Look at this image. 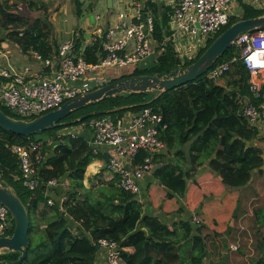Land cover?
<instances>
[{"label": "trees", "instance_id": "1", "mask_svg": "<svg viewBox=\"0 0 264 264\" xmlns=\"http://www.w3.org/2000/svg\"><path fill=\"white\" fill-rule=\"evenodd\" d=\"M28 5L31 9L34 7L33 3ZM14 9L11 0H0V45L5 39H9L18 44L24 52L35 50L48 56L53 47L50 44L52 24L47 15L45 18L29 20L14 12ZM152 11L155 14L154 38L157 41V50H163L162 53L154 58L153 63L137 67L131 74L123 75L109 83L132 76L159 74L162 77L181 66L172 43L165 42L169 35L157 17V9L154 7ZM77 14H80L79 8ZM263 15L264 11L243 7L242 18H232L217 37L240 20ZM80 40H77L78 49ZM206 50H203L196 60L184 64V67L197 61ZM105 56L100 42L85 49V59L91 64L98 63ZM237 56V49L233 46L215 66L228 63ZM227 75L233 77L228 83V88L216 84L204 75L193 83L169 92L123 94L91 104L74 112L63 122L72 123L96 111L119 110L111 115H122L127 111L138 112L148 107L155 111L160 109L165 114V128L160 130V139L166 143L168 153H172L174 161H168L167 156L162 154L153 156V162L162 165L154 177L168 191V198H183L186 195L188 180L192 179L205 163L222 178L226 187L232 190L242 189L250 184L255 173H264V147L260 148L261 153L255 145L256 140L264 143V139L260 138V132L250 127L248 121L240 114L241 99L249 94L247 70L241 62H236L231 65L225 76ZM262 92L261 101H264V85ZM0 109L11 116L1 106ZM93 118L95 117L78 124L89 122ZM62 128L64 127L44 132L54 135L55 141L48 145L50 154L41 171L45 181L54 178L71 181L70 190L66 192L68 200L64 206L73 220L80 223L79 227H72L60 213L58 202L52 207L47 204L44 188L30 192L16 180L19 164L11 152V147L35 141L37 135L18 136L0 127L1 181L18 194L30 216L28 256L22 264H94L96 247L91 244L89 234L95 240L106 238L118 242L126 250L123 252L125 264H186L185 247L188 245L193 254L188 264H203L206 246L201 236L196 233L200 228H194L186 221L177 222L172 229L169 228L157 217L144 214L142 205L135 196L122 191L115 183L112 182L111 188L103 191L105 199L93 201L91 195L87 194V198L79 200L78 196L85 190L87 167L95 157L83 137L71 134L57 136L56 130L58 132ZM147 157L149 153L142 152L137 162H142ZM115 178L119 184L118 176ZM42 203L56 216L45 225L41 240L33 244V215ZM255 219L264 225V209L255 211ZM12 222L11 234L14 231V221ZM146 243L151 257L144 259ZM260 245H264V236ZM19 257L20 253L4 251L0 254V262H14Z\"/></svg>", "mask_w": 264, "mask_h": 264}, {"label": "built area", "instance_id": "2", "mask_svg": "<svg viewBox=\"0 0 264 264\" xmlns=\"http://www.w3.org/2000/svg\"><path fill=\"white\" fill-rule=\"evenodd\" d=\"M154 2L135 0L131 10L118 13L117 22L106 31L95 29L90 43L100 42L106 54L96 64L86 61V47H76L79 36L66 40L48 56L35 50L25 52L24 60L39 65L36 72L29 65L17 70L11 63L4 65L0 62V106L13 118L32 120L114 80L107 81V69L128 70L126 74H131L139 65L158 57L162 50H157L154 38V16L150 10L144 12L145 7ZM243 7L261 12L264 11V0L176 1L169 21L171 35L166 42L172 43L181 66L196 60L232 18H242ZM234 47L238 56L228 63L214 66L206 75L217 82L230 71L232 64H243L249 74V94L241 99L240 114L250 127L263 134L264 101L261 100L264 85V30L241 34ZM162 120L160 109L155 111L148 107L119 116L102 115L87 124L92 133L89 146L93 155L96 156L102 147L111 149V161L107 169L118 176L119 188L134 195L137 201L141 193L140 181L154 167L153 156L168 152L166 143L160 139V130L165 128ZM44 146V143L31 141L11 147L19 164L16 180L30 192L44 188L47 204L52 207L58 202L60 213L70 224L79 227L80 223L73 220L64 206L68 200L66 192L70 187L69 181L61 178L45 181L42 176L41 170L48 157ZM142 152H148L149 157L137 162ZM12 221L10 211L0 203V238L10 236ZM192 223L198 227L202 220L198 215H193ZM88 238L96 247L94 264H125L123 252L126 250L118 242L106 238L95 240L91 234ZM232 249L237 250L238 247L233 246Z\"/></svg>", "mask_w": 264, "mask_h": 264}, {"label": "crops", "instance_id": "3", "mask_svg": "<svg viewBox=\"0 0 264 264\" xmlns=\"http://www.w3.org/2000/svg\"><path fill=\"white\" fill-rule=\"evenodd\" d=\"M176 1L178 0H155L144 10V12L150 10L154 16L152 9L154 7L157 9V17L169 35L166 39L171 35L169 21ZM35 2L39 3L40 7L45 6L41 0H31L29 3H33V8L37 7ZM134 2L135 0H54V13L52 14L53 8L50 7L38 18H45L47 15L52 24L50 44L53 50L76 36L81 39L79 45L81 49L91 45L96 28L106 31L117 22L118 13L131 10ZM24 53L18 44L5 39L0 45V62L4 65L11 63L17 70L29 65L34 72L38 71L39 65L24 60ZM105 74L107 81L123 75L120 70L113 68L107 69ZM216 84L228 88V83L222 80L217 81ZM77 136L83 137L90 145L92 133L89 128L83 129ZM260 138L264 139V133ZM255 145L259 148L264 147L262 141L256 140ZM105 155L111 156L110 148H100L98 154L94 156L95 160L87 167L84 186L91 190L90 192L96 189L91 188L95 184L109 188L113 182L119 187L115 175L107 169ZM162 155L167 156L168 161H174L172 153L166 152ZM155 165L161 164L154 163ZM140 187L138 201L142 205L144 214L157 217L171 229L180 221L190 222L194 228L201 229L196 233L201 236L206 246L203 264H264V245H260L264 236V225L255 219V211L264 209V206L259 204L263 201L261 198L264 197V190L258 186L254 177L248 186L232 190L226 187L222 178L209 168L208 163H205L198 169L196 175L188 180L186 195L183 198H168V191L155 179L152 171L140 181ZM52 195L54 198V190ZM238 204L240 205L238 215L235 217ZM39 211L40 208L37 213ZM193 215H198L202 220V224L198 227L192 223ZM233 246H237L238 249L233 250ZM187 247H189L188 254L191 255L190 245Z\"/></svg>", "mask_w": 264, "mask_h": 264}, {"label": "water", "instance_id": "4", "mask_svg": "<svg viewBox=\"0 0 264 264\" xmlns=\"http://www.w3.org/2000/svg\"><path fill=\"white\" fill-rule=\"evenodd\" d=\"M145 19V14L142 15V20ZM264 28V15L243 19L234 23L231 27L220 34L200 58L189 65L173 70L167 75L160 77L155 75H142L122 78L113 83L106 84L92 90L86 94L80 95L64 103L59 109L51 111L40 117L32 120L16 119L0 109V127L7 132L18 136L30 137L33 135H41L44 132L54 130L60 127H68L70 124H78L91 117L102 115H111L119 110L113 111H96L88 115L82 116L74 120L72 123L63 122L68 116L78 110H82L91 104H97L106 99L115 98L123 94H140L150 92L165 93L174 90L178 87L185 86L195 82L203 77L212 69L218 60L234 46L236 39L244 33L259 31ZM162 124L165 123V114L162 111ZM262 153V149L259 148ZM106 164L111 160L110 155L104 156ZM264 158V155H263ZM161 165H155L152 170V175L161 168ZM0 203L8 208L14 220V231L9 237L0 238V254L4 251L20 253V257L14 262H0V264H22L27 256L29 249V231H30V216L28 209L22 199L8 184L1 181L0 177ZM235 211V217L238 215V209ZM145 258L151 257L148 249V243L145 244Z\"/></svg>", "mask_w": 264, "mask_h": 264}, {"label": "rangeland", "instance_id": "5", "mask_svg": "<svg viewBox=\"0 0 264 264\" xmlns=\"http://www.w3.org/2000/svg\"><path fill=\"white\" fill-rule=\"evenodd\" d=\"M30 1L31 0H11V3L13 4V6L15 8L14 12H16L19 15L21 14L22 16H24L26 19L28 18L29 20H34V19L38 18L41 14H43L44 10L48 11L50 7L53 8L52 14L54 13V0H41L45 4V6H42V7H40L39 3L35 2L37 7L32 8V9L29 8V5H28ZM52 14H50V15H52ZM154 58H156V57L149 59L144 64L139 65V67L140 68L144 67L145 65H148L150 62L153 63V61L155 60ZM121 72L124 75L128 72V70H120V73ZM231 72L233 73V70ZM232 78H233L232 76L227 75V76H224L221 80L224 81V83L226 82V84H227V83H229V81ZM3 109L5 111H7L5 108H3ZM127 112H129V111H127ZM113 116H119V115L115 114ZM89 122H86L83 124H73V125H70L68 127H64L62 129H60L58 132L56 130L55 134L59 137H60V135L65 136V135H69V134H71V135L75 134V136H77L81 131H83V129L87 128V124ZM35 141L44 143L47 154L49 155L50 153H48V151H49L48 145L53 144L55 139H54V135H49L48 133H44L41 135H37V137L35 138ZM257 142H260V141L257 140ZM46 144H47V146H46ZM253 177L255 178L256 183H258V186L264 190V174L262 175L260 173H255ZM69 183L71 184V181H69ZM94 187L96 189H93ZM91 188L94 191H92L90 193L91 190L89 191V189L85 188L84 191H81V194L78 196V199L84 200L85 197L87 198V194L91 195V198L93 201H96L98 199H105V197L103 195V191H105L106 189H110L111 187L107 188L105 186H102V184H95ZM69 190H70V187H69ZM56 194H58V193H56ZM261 200H263V201L259 202V204H262L261 206H264V197L261 198ZM55 216L56 215L54 214V212L52 213V210L49 207H47L44 203L41 204L39 213H35V215H33V223L35 225V230H34L33 235H32L33 244H36L38 241L41 240L42 234L45 230V225L50 220L55 218ZM71 226L76 227V224H71ZM9 235L11 236L12 234L9 233ZM188 249H189V247H187L185 249L186 250V253H185V255H186L185 263L186 264H188L190 262L191 256H192V254L191 255L188 254V252H189Z\"/></svg>", "mask_w": 264, "mask_h": 264}]
</instances>
